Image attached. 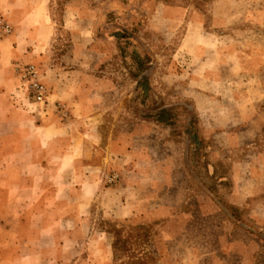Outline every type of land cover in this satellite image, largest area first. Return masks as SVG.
Segmentation results:
<instances>
[{
	"label": "rangeland",
	"instance_id": "1",
	"mask_svg": "<svg viewBox=\"0 0 264 264\" xmlns=\"http://www.w3.org/2000/svg\"><path fill=\"white\" fill-rule=\"evenodd\" d=\"M26 4L0 0V40L26 56L12 62L14 96L35 124L84 121L94 153L65 172L77 184L47 186L31 207L49 212L48 259L121 264L106 231L124 225L150 227L138 248L149 264H264V118L247 129L264 110V0H31L27 19ZM26 65L44 105L16 70ZM55 85H80L86 104L76 113Z\"/></svg>",
	"mask_w": 264,
	"mask_h": 264
},
{
	"label": "crops",
	"instance_id": "2",
	"mask_svg": "<svg viewBox=\"0 0 264 264\" xmlns=\"http://www.w3.org/2000/svg\"><path fill=\"white\" fill-rule=\"evenodd\" d=\"M17 2L18 0H11L12 5ZM26 3L27 19L32 8L31 0H26ZM40 26L46 31L50 29L45 18ZM38 32L37 28L35 34ZM8 41L0 40V264H60L58 259L49 260L47 257L48 249L44 237L49 229L44 225L43 219L48 217L49 212L31 207L34 203L38 204L48 199L46 193L39 194L45 187L52 184L58 186L77 184L75 179L66 180L64 174L71 167H75L76 163L92 159L93 146L91 147L85 139L87 130L80 128V122L84 123L82 120L75 119L71 124H59L56 120L43 125L35 124L17 98L18 95L14 96L17 80L12 62L14 60L23 62L26 56L18 52L14 44V50L9 51ZM55 86L54 95L51 97L57 96L74 101L76 113L86 104L84 98H76L82 89L80 85ZM262 118L264 110L255 114L247 129ZM63 141H67V146L56 154L55 162H50L49 158L38 157L41 154L48 153L49 156L54 153L55 145ZM85 166L86 172L90 173H86L89 175L85 177L84 183L96 185L97 177L93 172L98 167L92 164ZM51 171L54 174L63 172V177L60 179L51 177L50 174L53 173H50ZM235 204L243 205L238 202ZM54 217L65 219V215L60 213H55ZM68 218H74V214ZM52 232L57 234L58 227ZM34 233L36 236H33ZM36 249H40L39 255L35 254Z\"/></svg>",
	"mask_w": 264,
	"mask_h": 264
},
{
	"label": "trees",
	"instance_id": "3",
	"mask_svg": "<svg viewBox=\"0 0 264 264\" xmlns=\"http://www.w3.org/2000/svg\"><path fill=\"white\" fill-rule=\"evenodd\" d=\"M149 229L150 227L136 226L127 235L124 225H114L111 230H107L106 232L113 237L114 260L120 259L121 264H149L154 261L152 251H149L148 255L143 257L144 251L140 252L138 249L142 244L151 242V240H148Z\"/></svg>",
	"mask_w": 264,
	"mask_h": 264
},
{
	"label": "built area",
	"instance_id": "4",
	"mask_svg": "<svg viewBox=\"0 0 264 264\" xmlns=\"http://www.w3.org/2000/svg\"><path fill=\"white\" fill-rule=\"evenodd\" d=\"M10 26L3 20H0V34H9ZM16 70L24 81V86L32 95L36 103L44 105L48 100V90L39 79V72L34 65L24 67L16 66Z\"/></svg>",
	"mask_w": 264,
	"mask_h": 264
},
{
	"label": "water",
	"instance_id": "5",
	"mask_svg": "<svg viewBox=\"0 0 264 264\" xmlns=\"http://www.w3.org/2000/svg\"><path fill=\"white\" fill-rule=\"evenodd\" d=\"M144 91H148V85H146L145 87H144ZM164 116H160V121H163L164 119Z\"/></svg>",
	"mask_w": 264,
	"mask_h": 264
}]
</instances>
